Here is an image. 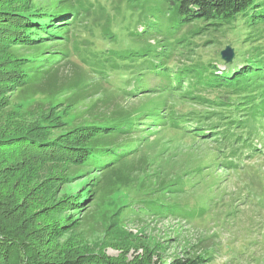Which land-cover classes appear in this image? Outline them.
<instances>
[{
  "label": "rangeland",
  "instance_id": "obj_1",
  "mask_svg": "<svg viewBox=\"0 0 264 264\" xmlns=\"http://www.w3.org/2000/svg\"><path fill=\"white\" fill-rule=\"evenodd\" d=\"M84 1L91 4L89 16L71 34L74 39L73 33L77 32L80 46L92 43L93 51L103 46L98 45V40H103L104 21L98 20L106 17L112 18L113 26L130 24L128 30L135 28L132 25L137 18H128L124 0ZM252 1L264 15V0ZM49 2L18 0L13 5L0 6L17 10L13 13L22 19L19 30L11 29L17 42L0 47V130L18 138L16 151L0 152V162L8 166L0 171V264H34L28 256L43 258L46 253L74 248L116 260H129L149 251L153 260L161 259L167 264L169 260L207 252L205 264H264V130L246 120L248 114L222 112L225 105L216 104L212 111L220 115L221 121L216 120L215 126L211 117L206 122L208 127L215 130L223 122L234 131L246 127L244 133L254 136L259 150L241 157L243 163L229 170L219 162L221 157L216 159L225 140L221 145L208 143L218 137L217 133L208 131V141H204L193 135L199 127L187 125L189 131H185L170 122L146 120L150 118L148 111L159 107L163 111L160 115L171 109L172 119L179 122L198 120L193 116L205 111L202 106L185 97L175 98L160 89L163 83L153 79L145 80L149 83L145 86L158 90L141 92L132 100L124 98L123 92L133 84L122 85L114 74L106 79L100 77L68 48L64 55L54 52L59 47L50 46L63 37H53L51 23L40 15ZM103 11L107 13L105 18ZM68 25L72 27L74 22ZM35 27L46 35L41 37ZM124 29L117 33L122 31L126 36ZM141 29L140 25L135 28ZM241 31L243 34L246 27ZM123 38L120 36V40ZM93 39L94 43L90 41ZM206 39L209 38L200 39L201 44L193 47V62L216 63L214 58L220 57L227 46L234 52V67L243 59L241 46L230 33L217 46L206 45ZM48 56L56 59H43ZM29 63L39 65L20 72ZM168 63L173 71L188 64L185 58L178 57ZM44 68L43 75L36 73ZM218 68L225 70L224 66ZM11 77L16 78L14 82ZM209 93L200 96L221 98L225 104L234 101L225 92ZM229 118L246 122L229 125ZM119 122H136V130L100 142L101 128L113 130ZM229 132L233 133L231 128ZM88 135L91 138L81 142L82 136ZM97 143L121 144L119 157L113 156L112 162L77 174L75 158L69 150ZM188 204L192 211L185 216L171 215L168 210ZM155 206L160 211L151 209ZM198 209L203 214L192 216ZM5 241L9 245H3Z\"/></svg>",
  "mask_w": 264,
  "mask_h": 264
},
{
  "label": "trees",
  "instance_id": "obj_2",
  "mask_svg": "<svg viewBox=\"0 0 264 264\" xmlns=\"http://www.w3.org/2000/svg\"><path fill=\"white\" fill-rule=\"evenodd\" d=\"M17 2L18 0H0V6L13 5ZM122 4L125 6L124 9L127 10V13H129V19L134 20V18H137L136 26L132 25V27L137 28L140 25L142 29L140 31L135 30V28L128 30L131 26L130 24L113 26L112 18L107 20V17L105 18L107 13L103 11L101 15L105 20H98L99 22L104 21L101 29L103 40H98V45L100 43L103 46L100 49L97 46L93 51L91 49L92 43H85V47L78 44L76 40L78 38L77 32L73 33L74 39H71L72 32L81 24L82 19L89 16L91 4L86 3L84 0H50L46 5V10L40 12V15H43L41 16L42 19L48 21V24L51 23V25L49 24V30H52L53 37H63L61 42L52 44L50 47H59L54 48V52L59 51L63 55L68 53V49L71 50L77 60L87 63L88 67L92 68V71L100 77L102 76L106 79L109 74H114V79H117L122 85L129 86L133 84L128 92H123L124 98L132 100L139 96L141 92L158 90L159 88L145 86L149 85V83H145V80L153 79L163 83L160 86L163 91L172 93L175 98L185 97L191 100L193 104L202 106L204 109L201 110H205L203 113H198V116H193L198 118V120H193L192 118L188 120L180 119L179 122L176 119H172L171 109L168 113L160 115L163 112L162 108H153L148 111L150 118L146 119L151 122L158 121V124L170 122L175 127L181 126L180 130L185 131H189L187 125L199 127L197 133L193 135L198 139L208 141L206 133L213 128L210 129L211 127H208L210 124H206V122L210 121L211 117H214L215 126H218L216 120L221 121L220 115L212 110L216 108V104H220L225 105L224 109H221L222 112L235 110L237 113L240 112V114H248L249 117L246 120L254 121L259 130H264V15L258 12V6L253 4L252 0H124ZM15 11L17 10L0 8V47L16 43L18 40L14 34L15 32L11 35L12 30H19L21 26L19 22L22 19H20L19 14L13 13ZM71 22H74L72 27L68 25ZM239 23L242 26L239 27ZM243 24L246 27V31L241 34V29L244 27ZM92 26L96 27V25ZM110 26L113 30H110ZM124 27L127 32L126 36L122 31L117 33V30ZM31 28L34 27L31 26ZM35 29L42 34L41 37L46 35L40 28L35 27ZM10 30L11 32H9ZM229 33L236 38L235 43L238 42L241 46L240 49H242L243 59L238 61V66L234 67L233 63L235 62L228 65L224 64L220 57L214 58L216 63L200 60L193 62L190 59L193 56V47L201 44L200 39L209 38L206 39V45L217 46L219 40H227ZM218 35L221 36L219 37ZM38 36L35 37L37 38ZM120 36L127 38L120 40ZM196 36L200 39H195ZM90 41L94 43V39ZM151 41L154 42L153 45H150ZM125 42L127 44L122 46ZM7 47L9 48L10 46ZM173 57L185 58L188 64L182 66V69L170 70L168 61ZM43 59L51 62L56 58L48 56ZM117 63L121 65H117ZM38 65L29 63L26 66L28 68H20V72H28L36 68V66L38 67ZM219 66H224L225 70L220 71ZM117 68H122L123 70H114ZM36 73L43 75L45 68ZM23 74L27 75V73ZM15 79V77H11L13 82ZM217 91L225 92L234 101L230 104H225L222 103L221 98L208 99L200 96L204 93L210 94L209 92ZM151 96V93H148V98ZM221 115H225V113ZM200 120L203 121L201 122L202 125L199 124ZM246 120L238 121L237 118H229L228 124L233 123L235 126H241ZM135 123L126 124L119 122L113 130L108 127L101 128L103 139L100 142L129 135L133 132V129L134 131L136 130ZM220 124L222 125L211 131L212 134L217 133L218 137L209 140L208 143L216 142L221 145V141L225 140L216 159L221 157L219 162L228 167L229 170H235V166L243 163L241 157L246 158V154L248 157L251 153L259 151L257 149L258 146L254 144V136H251V133H244V128L246 127H241L238 131H234L235 128L230 127L233 131L231 133L225 122ZM91 136L88 135L86 138L82 136L81 142H87ZM17 143V137L6 136L0 130L1 153L8 154L10 153L9 151H16L15 145ZM256 143L258 145L261 144L260 142ZM35 146L39 147V145ZM57 146L60 145L54 147ZM81 146L83 144L69 150L75 158L76 173L80 175L87 173L91 168L103 166L102 163L105 164L106 161L112 162L114 160L112 159L113 156L119 157V150L121 149V144L106 145V143H97L95 146H85L84 148H81ZM61 148L64 147L61 146ZM7 168V165L0 162V171ZM189 206L188 204L183 207L184 209H176L172 206L168 210L171 215L185 216L192 211ZM151 209L157 211L159 206ZM203 212L202 209H198L192 216L197 217ZM5 243L3 245H9L7 241ZM75 249L46 253L43 258L38 257L36 254L28 256V258L33 260L34 264L166 263L161 259L153 260L154 255L149 251L136 255L129 260H116L109 256L77 251ZM207 254L206 252L202 256L193 258L169 260L167 264H205V262L207 263V259H205L208 256Z\"/></svg>",
  "mask_w": 264,
  "mask_h": 264
},
{
  "label": "water",
  "instance_id": "obj_3",
  "mask_svg": "<svg viewBox=\"0 0 264 264\" xmlns=\"http://www.w3.org/2000/svg\"><path fill=\"white\" fill-rule=\"evenodd\" d=\"M233 57L234 52L229 46L225 47V50L220 53V59L224 64L232 63Z\"/></svg>",
  "mask_w": 264,
  "mask_h": 264
}]
</instances>
